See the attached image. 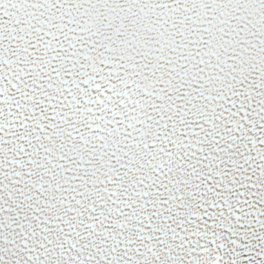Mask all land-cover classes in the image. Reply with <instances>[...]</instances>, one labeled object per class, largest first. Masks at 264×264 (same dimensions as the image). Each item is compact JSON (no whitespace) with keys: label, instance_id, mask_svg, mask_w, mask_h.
<instances>
[{"label":"snow or ice","instance_id":"obj_1","mask_svg":"<svg viewBox=\"0 0 264 264\" xmlns=\"http://www.w3.org/2000/svg\"><path fill=\"white\" fill-rule=\"evenodd\" d=\"M0 264H264V0H0Z\"/></svg>","mask_w":264,"mask_h":264}]
</instances>
